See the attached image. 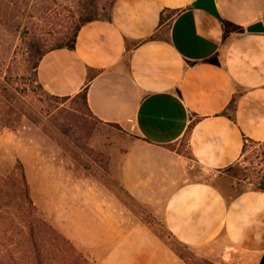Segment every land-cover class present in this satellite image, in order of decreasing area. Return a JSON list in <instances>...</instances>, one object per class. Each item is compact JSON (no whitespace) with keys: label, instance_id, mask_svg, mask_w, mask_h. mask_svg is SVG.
I'll return each mask as SVG.
<instances>
[{"label":"crops","instance_id":"1","mask_svg":"<svg viewBox=\"0 0 264 264\" xmlns=\"http://www.w3.org/2000/svg\"><path fill=\"white\" fill-rule=\"evenodd\" d=\"M193 1L113 0L110 19L38 60L42 90L86 88L92 117L124 135L107 176L28 172L33 203L94 264H258L264 254V190L227 194L206 178L240 158L244 138L264 143V30H246L264 27V0H214L219 17Z\"/></svg>","mask_w":264,"mask_h":264},{"label":"rangeland","instance_id":"2","mask_svg":"<svg viewBox=\"0 0 264 264\" xmlns=\"http://www.w3.org/2000/svg\"><path fill=\"white\" fill-rule=\"evenodd\" d=\"M112 0H0V249L19 245L11 232L28 225L25 208L9 173L18 160L26 174L37 168L67 167L76 180L113 172L112 161L124 149V135L99 123L82 106L81 97L54 96L42 90L35 75L37 52L45 51L83 15L102 17ZM19 172V170H16ZM225 193L256 188L264 180V143L248 142L231 166L206 176ZM36 216L44 217L37 208ZM12 219V221H11ZM37 247L44 264H94L73 253L62 241H49L34 221ZM11 237V238H10ZM21 242V240H20ZM26 245L27 241L24 240ZM29 245V244H28ZM189 261L190 249L177 246ZM41 251V252H42ZM195 263L194 261L192 262Z\"/></svg>","mask_w":264,"mask_h":264},{"label":"trees","instance_id":"3","mask_svg":"<svg viewBox=\"0 0 264 264\" xmlns=\"http://www.w3.org/2000/svg\"><path fill=\"white\" fill-rule=\"evenodd\" d=\"M110 7L108 8L106 14L103 15L102 17L110 19ZM169 16L170 14L167 15V17ZM96 18L99 17L92 14L91 15L86 14L80 16L79 20L73 26L70 27L68 32H65L62 36L58 37V39L48 49H46L45 51L38 50L36 54L37 62H35V68L37 66L38 60L47 50L55 47H67L70 49L73 48L75 43V37L80 26ZM165 18L163 16V11H162L160 16V23L163 22ZM150 37H154V36L152 35ZM92 75L93 73H89L88 79L91 78ZM76 95H79L81 97L82 106L84 107L85 111H87V113L92 117L90 111L87 108L86 88H84L81 92L77 93ZM237 96H238L237 94H234L232 96L231 100L229 101L226 107V110H224L222 113L229 115L227 110H231V111L234 110ZM62 97H67V96H62ZM114 125L116 127H119L117 124ZM191 126L192 123H190V125L188 126V130L186 131L185 136H187ZM185 139L186 138H184V140ZM248 142L255 143L254 141L248 138H244L243 150ZM182 144H185V141L182 142ZM15 166L16 168L9 173V178L13 181L12 186L22 194V196H20L21 198L20 205L22 206V208H25L26 211L22 216H20V219H22L23 222H26L28 227L27 230H23L21 231V233L11 232V237H16L17 241L19 242V245L16 246L15 248H8L5 250L0 249V264H44L46 262L45 257L43 256V251L37 247V243L35 242L36 239L32 225L34 221L38 222V224L42 226V233L47 234L49 236L48 237L49 241L51 242L55 240L62 241V243L66 244L67 248H69L73 253H75L77 256L81 257L84 261H86V258L83 257L81 252L77 250L72 245V243L66 237H64L58 230H56L44 217L41 218L39 216H36L37 207L33 203L31 196L29 195V184L26 179V174L21 166V163L18 160L16 161ZM16 170H19V172H17ZM2 179L3 178L0 175V180ZM256 188L264 190V180L262 181L261 185ZM24 240L27 241L29 245L23 243Z\"/></svg>","mask_w":264,"mask_h":264},{"label":"water","instance_id":"4","mask_svg":"<svg viewBox=\"0 0 264 264\" xmlns=\"http://www.w3.org/2000/svg\"><path fill=\"white\" fill-rule=\"evenodd\" d=\"M194 7L202 8L210 13L214 14L215 16L219 17L218 10L215 5L214 0H194L192 2ZM247 31H263L264 27L261 21L254 22L246 27ZM258 264H264V254L261 255Z\"/></svg>","mask_w":264,"mask_h":264}]
</instances>
